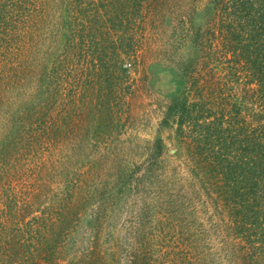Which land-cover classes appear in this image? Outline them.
<instances>
[{
    "label": "trees",
    "instance_id": "trees-1",
    "mask_svg": "<svg viewBox=\"0 0 264 264\" xmlns=\"http://www.w3.org/2000/svg\"><path fill=\"white\" fill-rule=\"evenodd\" d=\"M165 2L0 0V56L5 54L13 64L8 67L11 75L2 77L0 71V89L6 78L20 82L18 69L29 46L43 41L47 32L59 36L66 19L71 13L74 16L65 39L64 52L70 59L61 69L60 55L53 62L54 79L47 86V97L38 108L10 115L11 127L0 131V264H117L116 253L108 258L99 243L106 228L100 221L102 209H97L90 224L92 235L79 249L73 234L84 213V200L66 192L45 203L40 190L29 189L31 184L13 190L1 183H9V172L20 168L32 149L35 126L47 113L51 95L63 93V102L56 105L65 107L64 115L58 112L56 129L54 119L49 128L56 137L61 135L54 142L61 144L67 136L89 139L91 129L98 135L107 130L84 103L93 76L100 88L98 105L103 92L120 91L131 68L143 72L146 87L150 68L164 65L173 69L180 90L166 101L159 125L174 128V155L181 157L187 173L191 209L175 212L174 207L175 213H169L174 215L153 219L148 225L140 219L127 244L125 264H264V0H207L202 10L196 0L169 2L167 10L180 9L174 20L187 26L179 41L190 49L189 56L176 63L152 60L140 69V35L147 18L158 16L152 10L163 11ZM60 5L70 11L60 15ZM13 15H17L13 22L31 16V25L25 31L23 26V35L17 37L21 44L11 35ZM196 16L203 17L201 24H194ZM145 52L154 57L152 50ZM162 150V140L152 143L149 161L153 163ZM32 174L26 178L32 181ZM196 201L213 220L212 231L195 225ZM171 218L175 224L167 223ZM163 233L172 239L169 250L159 244ZM211 244L217 249L214 253L208 249Z\"/></svg>",
    "mask_w": 264,
    "mask_h": 264
},
{
    "label": "rangeland",
    "instance_id": "rangeland-1",
    "mask_svg": "<svg viewBox=\"0 0 264 264\" xmlns=\"http://www.w3.org/2000/svg\"><path fill=\"white\" fill-rule=\"evenodd\" d=\"M175 1L179 4L187 3L189 0H166L163 11L152 10L151 14L157 13V17L147 18V25L144 26L140 39L138 36L143 43L139 42L138 48L140 69L146 67L152 60L151 63L158 61L157 59L176 63L189 56L190 49L179 41V38L186 34L187 26L174 20L180 9L173 6L174 11L167 10L169 2ZM206 2L207 0H196L198 10H202ZM71 10H74V7ZM66 11L70 10L60 5V15H65ZM69 16L70 14L66 17ZM26 17L13 22L17 15L12 16L10 27L13 28L11 35H15L14 38L23 35L21 32L23 26L25 31L27 24L31 25L28 21L31 16L28 15L27 19ZM73 17L71 13L70 18L66 19L62 34L58 36L54 32H47L43 41L27 48V53L23 57L25 63L18 69L17 76L21 78L20 82H17V79L6 78L0 89L3 109L0 111V131L11 127L10 115L15 116L33 107L38 108L39 101L47 97V86L54 79L50 73L53 62L60 55L61 69L70 59L64 51L67 44L65 39L70 34ZM202 18L196 16L194 24H201ZM61 19L60 16V26ZM16 30L17 33L14 32ZM15 43L21 44L18 39ZM146 50H152L154 57L148 58ZM141 55H145L146 58L140 59ZM11 65H13L11 59L1 54L0 71L4 72L2 77L12 74L8 71ZM150 72L151 75L147 72L145 87L142 83L143 72L136 73L135 69L131 68L129 78L122 82L120 91L114 95L109 93L105 95L103 92L101 95L105 97L101 96L98 105L100 88L97 76H93L89 89L85 88L88 93L84 103L90 115L101 120L107 130L98 135L91 129L89 139L85 140H72L71 136H67L65 141L61 138V144L54 142L61 135L56 137L49 128L54 119L56 129L58 112L64 115L65 107L56 105L63 102V93H60V97L51 95L47 113L41 118L38 129L35 126L32 149L24 155L21 167L9 172V183H1L10 184L13 190H16L17 185L24 188L31 184L29 189L40 190L45 203L61 198L66 192L72 194L74 198L84 200V213L73 234V239L79 243V249L89 239V235H92L90 224L95 221L97 209H102L100 221L104 222L106 228L100 234L99 243L108 258L116 253L114 258L117 264H125V255L130 249L127 244L135 233L136 223L140 219L148 225L153 219L174 215L169 213L178 212L182 208L191 209L187 173L182 166L181 157L174 155L177 149L174 128L172 130L171 127L159 125L166 101L178 95L180 85L169 66H153ZM111 126L113 128H109ZM158 139L163 141V150L151 163L148 150ZM31 173H33L31 177L35 176L32 180L35 184L26 178ZM5 179L4 175L3 181ZM104 207L111 209L104 210ZM174 207L176 211L172 212ZM203 207L200 202L197 203L195 225L203 224L207 230L212 231L209 224L214 222L204 215ZM167 223L172 225L176 220L171 218ZM185 226L192 230L194 228L188 222ZM171 242V237L165 236V233L159 237V244L167 245V250L171 249ZM213 246L211 244L210 248L208 247L210 251L213 249L212 253L217 251Z\"/></svg>",
    "mask_w": 264,
    "mask_h": 264
}]
</instances>
